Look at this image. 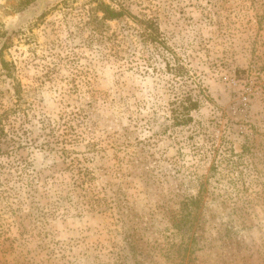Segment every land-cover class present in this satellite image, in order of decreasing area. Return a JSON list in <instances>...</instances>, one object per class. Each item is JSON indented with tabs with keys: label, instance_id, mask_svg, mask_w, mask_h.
I'll return each mask as SVG.
<instances>
[{
	"label": "rangeland",
	"instance_id": "rangeland-1",
	"mask_svg": "<svg viewBox=\"0 0 264 264\" xmlns=\"http://www.w3.org/2000/svg\"><path fill=\"white\" fill-rule=\"evenodd\" d=\"M102 1L0 0V264H264V0Z\"/></svg>",
	"mask_w": 264,
	"mask_h": 264
},
{
	"label": "trees",
	"instance_id": "trees-1",
	"mask_svg": "<svg viewBox=\"0 0 264 264\" xmlns=\"http://www.w3.org/2000/svg\"><path fill=\"white\" fill-rule=\"evenodd\" d=\"M93 3H97V6L95 7V11H97L98 9H102L105 13V18H114L115 15H118L116 13V11L110 9V7L106 6V9L104 8L105 3L102 0H91ZM187 114V113H186ZM182 115V113L180 114V116H177V120L178 121H185L187 115ZM177 122V121H176Z\"/></svg>",
	"mask_w": 264,
	"mask_h": 264
}]
</instances>
